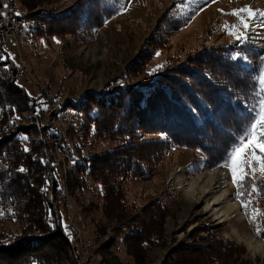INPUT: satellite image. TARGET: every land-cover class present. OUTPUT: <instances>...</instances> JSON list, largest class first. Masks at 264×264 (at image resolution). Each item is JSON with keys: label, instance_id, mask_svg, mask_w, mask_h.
Wrapping results in <instances>:
<instances>
[{"label": "rangeland", "instance_id": "1", "mask_svg": "<svg viewBox=\"0 0 264 264\" xmlns=\"http://www.w3.org/2000/svg\"><path fill=\"white\" fill-rule=\"evenodd\" d=\"M78 1L42 0L29 12L20 0H11L12 10L24 17L25 38L17 40L0 31V49L4 56L11 53L15 57V60H4L10 69L7 79L1 80L5 97H11L9 94L21 97L18 91L21 89L29 99L30 105L21 110L17 123L28 137L25 147L32 151L31 156L26 157L25 169L33 168L38 176L33 177L35 187L30 181L29 186L28 182L23 185L25 192L19 197L27 202V206L21 219L0 222V253H6V247L14 249L22 242L33 248L31 241H37L38 248V241L45 240V245L40 244L39 248L43 250L41 257L47 264H179V261L184 262L185 256L199 255L197 247L207 246L220 258L240 264H264V251L258 250L261 254H256L258 251L251 249L254 244L264 246V239L254 234V226L248 223L240 203L234 198L235 187L230 173L223 167L209 169L202 165L196 169L192 164L194 154L188 149L172 146L171 151L156 162L147 159L144 153L148 155V149H142L140 157L146 161L149 175L144 179L121 182L119 197L114 192L104 199L101 185L92 178L86 179L87 185L81 184V188L80 179L71 171L82 156L97 157L113 147L110 139L94 137L93 126H86L88 118L76 107L83 98L125 86L145 91L154 85L160 74L169 73L170 68L190 66L199 54L210 48L238 47L239 42L223 28L225 24L237 23L236 18L217 10L231 12L246 4L254 9H264V0H216L215 3L199 0L198 5L185 0L192 10L202 6L203 11L162 40L143 69L138 66V60L147 52L165 13L179 0H120L127 11L108 21L88 43L69 34L39 38L31 33L25 17L39 12L57 15L68 11ZM252 32L263 38L260 43L263 45L264 28L254 25ZM250 33V39L242 45L251 47L261 59L264 49L258 50L260 45L252 40ZM157 52L159 56L155 55ZM248 60L254 64L252 59ZM157 65L163 67L148 75ZM257 80L259 82V73ZM12 84L19 89L12 90ZM55 101L62 103L60 109L54 106ZM37 108H40L38 115L35 114ZM56 129H61L64 134L65 157L61 145L57 146L52 137ZM145 138L159 139L162 135L150 133ZM37 155L49 161L46 169L36 164ZM205 167L228 173V191L230 199L237 205L239 218L219 223L212 213L204 212L203 204L191 206L186 202L177 179L184 176L188 181H194ZM43 178L46 180L42 183ZM40 185L46 189L44 196L37 195L36 189ZM156 203L162 211L158 220L145 222L146 218L155 215ZM255 203L259 205V200ZM46 210L53 215L49 225L55 224L48 230L45 227L48 224ZM117 212L125 214L128 220L144 222L142 227L146 232L142 242L127 241V231L114 219ZM258 223L264 227V218H258ZM65 225L72 237L68 239V245L50 235L55 228L66 234ZM15 256L17 260L9 263L0 259V264H17L21 254Z\"/></svg>", "mask_w": 264, "mask_h": 264}, {"label": "trees", "instance_id": "2", "mask_svg": "<svg viewBox=\"0 0 264 264\" xmlns=\"http://www.w3.org/2000/svg\"><path fill=\"white\" fill-rule=\"evenodd\" d=\"M20 1L31 12L42 0ZM178 3L165 13L147 52L138 60L141 69L159 48L161 41L188 24L194 16V10L189 6L184 9L186 14L177 12ZM118 8V0H79L66 12L57 15L39 12L25 17V20L30 23V31L35 37L69 34L82 43H88L108 21L118 15ZM237 52L254 61V70L248 68L246 59H231ZM0 55H4L1 49ZM6 64L0 61V210L4 212L0 222L11 218L21 219L27 206V202L19 197L25 192L23 185L28 182L29 186L30 181L35 187L33 182L36 179L33 177H38L33 168L23 173L16 171L21 166L26 168V157L31 156L32 151H23L26 141L18 137L26 133L17 121L14 125H10L9 121L19 116L21 110L30 104L22 90L13 84L10 88L19 89L21 97L15 94L5 97L4 82L1 80L7 79L5 77L10 71ZM260 66L259 54L246 45L210 48L199 54L190 66L174 70L170 68L169 73L160 74L154 85L145 91L125 86L112 92L87 95L79 104L76 103V107L88 118L86 126H93V136L110 139L113 147L97 157L82 156L74 163L71 171L80 179V187L87 185L86 179L92 178L101 185L104 199L114 192L116 196H121V182L144 179L149 175L146 161L140 157L142 149L149 150L148 155L144 154L152 162L162 158L174 146L188 149L194 154L192 164L196 169L202 165L209 169L220 167L218 165L234 137L242 130L245 121L250 119L249 106L257 102ZM150 133L162 135V138H145ZM40 155L35 159L36 164L46 169L50 163ZM41 158L47 163H41ZM45 180L43 178L41 182ZM42 187L40 185L36 189L37 195L44 196L45 192L41 189L45 188ZM257 200L258 206L264 210V194ZM158 207L156 203L155 215L146 218L148 220L145 222L158 220L162 213ZM48 214L46 210L47 223ZM114 219L118 220V225L121 224L119 227L127 231V241L136 243L144 240V222L128 220L125 214L119 212ZM50 222H53V217ZM45 227L47 230L52 228L49 223ZM50 235L63 245H68L69 238L58 229L55 228ZM31 242L33 248L26 246L25 242L14 249L6 247V253H0V259L10 263L13 259L17 260L15 254L20 253L17 264H47L41 257L43 250L39 248L40 244L45 245V240L38 241V248L37 241ZM196 251L199 255L185 256L184 262L179 261V264H240L220 258L215 251L211 253L207 246L197 247ZM221 254L224 256V253Z\"/></svg>", "mask_w": 264, "mask_h": 264}, {"label": "snow or ice", "instance_id": "3", "mask_svg": "<svg viewBox=\"0 0 264 264\" xmlns=\"http://www.w3.org/2000/svg\"><path fill=\"white\" fill-rule=\"evenodd\" d=\"M119 2V8L117 9L118 14L127 11L125 4ZM209 2V0H206ZM211 3H215L216 0H210ZM192 4L199 3V0H191ZM189 5L185 4V0H179L176 6L177 12L186 14L184 9ZM5 9L9 7L8 4H4ZM203 11L202 6H198L194 9L193 14ZM223 15L234 16L237 20L235 24H225L224 30L228 32L234 39L238 41L240 45L247 42L250 37L249 33L254 31V25L258 28H264V9L252 8L250 5H244L240 8H234L231 12H224L223 9H218ZM17 16L19 12L15 13ZM6 13L0 12V16H4ZM58 42V41H57ZM7 51L6 49L4 50ZM155 55L159 56L160 53ZM13 59L15 57L8 53V56L0 55V61L6 59ZM232 60L247 59L242 53H235L231 56ZM162 65H157L148 75H153L155 72L162 68ZM259 84L261 86L260 91L256 93L258 99L255 104L249 106L250 119L245 121L242 126V130L234 137L232 144L226 150L223 156L222 162L218 165L228 170L231 176V182L235 187L234 198L240 203L241 209L244 215L247 217L248 223L254 226V234L261 239H264V227L258 223V218H264V210L260 209L255 201L264 194V57L261 58V66L259 69ZM30 95V94H29ZM43 107L42 102H40ZM13 112L15 109L13 108ZM40 108L36 109L35 114H39ZM20 117L14 116L9 121L10 125H14ZM18 139L27 141L28 137L26 134L21 135ZM30 149L27 147L23 148L24 152H28ZM35 159V157H34ZM75 162V161H73ZM41 163H47V161L41 158ZM16 171L23 173L26 169L21 166ZM47 183V181H46ZM46 191V189H41ZM4 212L0 210V217H3ZM49 221H52L51 211L48 214ZM55 227V224H52ZM66 235L71 239V234L67 232V226L65 225Z\"/></svg>", "mask_w": 264, "mask_h": 264}, {"label": "bare ground", "instance_id": "4", "mask_svg": "<svg viewBox=\"0 0 264 264\" xmlns=\"http://www.w3.org/2000/svg\"><path fill=\"white\" fill-rule=\"evenodd\" d=\"M19 16H17L16 14H12V22H19ZM21 22L23 23H22V28H21V38L20 39H24L25 29H24L23 16H21ZM0 31L2 32V24H0ZM250 34L253 35L252 40L256 44L260 45L261 47L264 45V44L263 45L260 44L262 43L263 38H261L259 34L253 33V32ZM260 46H257V48L262 51L263 49L262 48L260 49L259 48ZM61 106H62V103H60L58 109H60ZM56 130H58V135L62 139H64V134L61 131V129H56ZM53 140L56 144L54 135H53ZM60 148L62 149V153L65 157V154H66L65 149L63 148V146H61ZM176 183L180 191L183 193L186 199V202L189 205L196 206L198 204H203L204 212L212 213V216L216 220H219V223H222L225 220L239 218L240 215L237 212V205L230 199V193L228 191V186H230L229 185V175L227 172L221 169L211 171L205 167L203 170V173L198 174L195 177L194 181L190 182L187 179H185V177L183 176V177L178 178ZM251 249L255 251L256 250L264 251V246H261L260 244L259 245L254 244L253 246H251Z\"/></svg>", "mask_w": 264, "mask_h": 264}, {"label": "built area", "instance_id": "5", "mask_svg": "<svg viewBox=\"0 0 264 264\" xmlns=\"http://www.w3.org/2000/svg\"><path fill=\"white\" fill-rule=\"evenodd\" d=\"M4 4H8L9 7L5 9L3 7ZM0 12L6 13V15L0 16V24H2V33L7 37H13L14 39L17 40L20 39L23 22H21V16H19V22H12V14H15L16 11L15 10L13 11L11 9L10 0H0ZM53 103L54 105H56V108H59L60 103L58 104L56 101ZM53 135L56 140V145L64 146L65 149V143L63 142V139L58 135V130L53 131Z\"/></svg>", "mask_w": 264, "mask_h": 264}, {"label": "clouds", "instance_id": "6", "mask_svg": "<svg viewBox=\"0 0 264 264\" xmlns=\"http://www.w3.org/2000/svg\"><path fill=\"white\" fill-rule=\"evenodd\" d=\"M256 254H261V252H260V251H258Z\"/></svg>", "mask_w": 264, "mask_h": 264}]
</instances>
